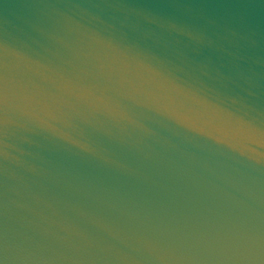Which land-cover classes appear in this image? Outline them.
<instances>
[{
  "label": "water",
  "instance_id": "1",
  "mask_svg": "<svg viewBox=\"0 0 264 264\" xmlns=\"http://www.w3.org/2000/svg\"><path fill=\"white\" fill-rule=\"evenodd\" d=\"M0 264H264V0H0Z\"/></svg>",
  "mask_w": 264,
  "mask_h": 264
}]
</instances>
